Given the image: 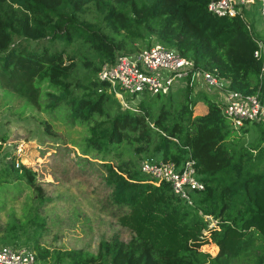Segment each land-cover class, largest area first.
Wrapping results in <instances>:
<instances>
[{
  "label": "trees",
  "instance_id": "16d2710c",
  "mask_svg": "<svg viewBox=\"0 0 264 264\" xmlns=\"http://www.w3.org/2000/svg\"><path fill=\"white\" fill-rule=\"evenodd\" d=\"M208 0H0V88L22 96L31 108L61 112L84 127L85 153L104 162L109 199L122 208L118 222L130 232L101 239L94 252L53 250L66 264H264V121L232 128L222 101L203 94V113L192 115L190 88L178 89L123 107L97 75L116 51L149 45L147 36L175 48L229 89L257 92L264 102V66L253 56L255 36L238 16H217ZM186 87V86H185ZM56 111V112H55ZM58 117V115H57ZM60 120V119H59ZM45 119L42 122L45 124ZM248 123L255 139L241 141ZM49 123L46 121L45 126ZM6 135L0 134V148ZM144 158L181 163L190 156L201 190L191 204L174 195L167 182L148 181L124 147ZM139 162V161H138ZM32 171L13 160L0 168V183ZM39 192V186L33 185ZM214 220L210 224L209 217ZM15 223L0 238L14 240ZM212 241L214 255L200 249ZM39 264L48 250L33 244Z\"/></svg>",
  "mask_w": 264,
  "mask_h": 264
},
{
  "label": "rangeland",
  "instance_id": "374dc122",
  "mask_svg": "<svg viewBox=\"0 0 264 264\" xmlns=\"http://www.w3.org/2000/svg\"><path fill=\"white\" fill-rule=\"evenodd\" d=\"M245 16L250 31L264 41V18L256 5L247 9ZM147 38L150 44H161L151 35ZM133 45L136 47L129 51L147 46L138 41H134ZM119 51L126 50L116 52ZM181 88H190L189 98L197 101L194 102L195 106L192 105V115L200 114L205 109L204 93L207 97L222 100L220 90L203 82H193ZM178 92L175 87L171 92L173 104ZM123 96L131 106L135 105V100L146 101L151 97L144 94L136 95L133 99L126 92H123ZM162 98L163 95L159 94L153 106ZM60 114V111L56 116L54 113L37 111L19 94L0 88V134L6 135L0 148V168L9 160H13L15 166L22 163L32 171L33 185L39 186L38 192L33 185H27L23 178L16 183L12 175H8L7 183H0V230L5 229L7 222L15 223V228H11L14 240L0 238V245H25L33 250V244L37 241L39 249L45 247L48 250L46 264H66V261L56 262L52 259L53 250L81 248L94 252L101 239H109L116 234L125 241L131 234L118 222L122 208L110 202V188L104 179V162L114 164V159L85 153L79 147L84 143V127L77 123L69 124L67 115L60 118ZM44 119L48 121V126H45L46 121L45 124L42 122ZM247 127L241 138L244 144L255 139L258 125L248 123ZM124 152V156L129 155L136 165L145 155H138L126 146ZM209 219L213 224L214 220ZM200 249L214 255L217 246L209 240L201 244Z\"/></svg>",
  "mask_w": 264,
  "mask_h": 264
},
{
  "label": "built area",
  "instance_id": "2783aa9c",
  "mask_svg": "<svg viewBox=\"0 0 264 264\" xmlns=\"http://www.w3.org/2000/svg\"><path fill=\"white\" fill-rule=\"evenodd\" d=\"M252 5H256L260 16L264 18V0H208L206 9L217 16H238L250 30L245 12L247 14V9ZM254 40L256 47L253 49V56L261 60L262 70L264 41L260 38ZM97 75L106 81L107 90L123 107L133 108L123 98V92L134 99L136 95L166 94L174 87L181 88L193 82L195 84L203 82L221 91L222 113L232 128H238L245 122L264 121V102L260 100L257 92L244 94L229 89L209 71L195 66L191 58L158 43H151L133 51L115 53L112 62L103 63ZM202 88L206 87L202 86ZM138 163V168L148 176L149 182L155 185L167 182L172 193L187 204L192 203L190 193L203 188V183L195 171L194 160L190 156L178 164L170 160L156 161L153 158H144ZM0 264H38V262L33 250L27 246L11 247L2 244Z\"/></svg>",
  "mask_w": 264,
  "mask_h": 264
},
{
  "label": "crops",
  "instance_id": "0c3cea01",
  "mask_svg": "<svg viewBox=\"0 0 264 264\" xmlns=\"http://www.w3.org/2000/svg\"><path fill=\"white\" fill-rule=\"evenodd\" d=\"M178 89H180V88H175V90H178ZM196 102H197V101H196ZM196 102H195V103H196ZM194 106H195V104H194ZM201 111H202V110H201ZM203 112H204V110L202 111V113H203Z\"/></svg>",
  "mask_w": 264,
  "mask_h": 264
}]
</instances>
